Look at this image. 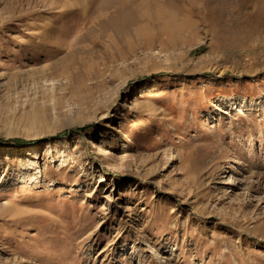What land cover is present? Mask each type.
Returning <instances> with one entry per match:
<instances>
[{
    "label": "rangeland",
    "instance_id": "rangeland-1",
    "mask_svg": "<svg viewBox=\"0 0 264 264\" xmlns=\"http://www.w3.org/2000/svg\"><path fill=\"white\" fill-rule=\"evenodd\" d=\"M101 1L0 0V264H264V0Z\"/></svg>",
    "mask_w": 264,
    "mask_h": 264
},
{
    "label": "bare ground",
    "instance_id": "bare-ground-1",
    "mask_svg": "<svg viewBox=\"0 0 264 264\" xmlns=\"http://www.w3.org/2000/svg\"><path fill=\"white\" fill-rule=\"evenodd\" d=\"M132 4H134V3L131 2V3L125 4L119 0H102L101 6H100L101 8L113 7L116 10V15L111 20H109L107 22V24L104 23V25L108 28H110V27L113 28L114 32L119 36L129 32V30H131L133 27H135L133 25L137 24V21H138L137 19L139 17L138 12H135V7H133L134 5H132ZM145 5H146V3H145ZM144 27L145 26H139L137 33L140 34L141 31L144 29ZM226 98L227 97H225V96L220 97V99L218 101L221 102V104H222L223 102L227 101ZM261 99L262 98H260L259 100H256L255 102H253L251 104H248L247 106H244V108L246 110H255V108H258L259 106H261L260 105ZM35 145H39V144H35ZM35 145H31L29 147H33ZM47 145H49V147L52 148L51 143H47Z\"/></svg>",
    "mask_w": 264,
    "mask_h": 264
}]
</instances>
